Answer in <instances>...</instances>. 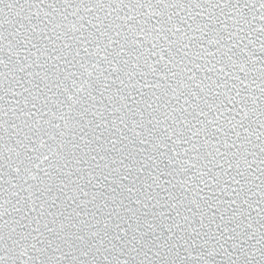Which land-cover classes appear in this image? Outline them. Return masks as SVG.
<instances>
[{
	"label": "snow or ice",
	"instance_id": "6c2138e0",
	"mask_svg": "<svg viewBox=\"0 0 264 264\" xmlns=\"http://www.w3.org/2000/svg\"><path fill=\"white\" fill-rule=\"evenodd\" d=\"M0 264H264V0H0Z\"/></svg>",
	"mask_w": 264,
	"mask_h": 264
}]
</instances>
